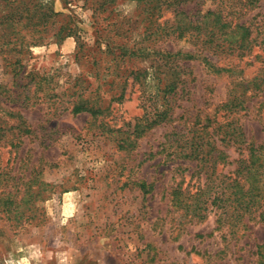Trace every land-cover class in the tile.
<instances>
[{
    "label": "rangeland",
    "instance_id": "rangeland-1",
    "mask_svg": "<svg viewBox=\"0 0 264 264\" xmlns=\"http://www.w3.org/2000/svg\"><path fill=\"white\" fill-rule=\"evenodd\" d=\"M245 2L190 6L251 26L255 45L240 58L212 56L190 36L153 35L137 0H0V18L17 27H0V38L41 42L20 56L0 52V134L19 145L0 142L1 167L15 177L5 191L17 202L31 180L39 191L21 221L0 211V264H264V221L255 215L234 225L215 206L191 219L174 207L177 189L194 194L207 176L165 146L217 116L215 138L226 136L221 184L250 144L264 143V0ZM165 54L180 56L167 63ZM176 72L172 118L149 128L156 88ZM81 103L99 112L75 113Z\"/></svg>",
    "mask_w": 264,
    "mask_h": 264
},
{
    "label": "trees",
    "instance_id": "trees-1",
    "mask_svg": "<svg viewBox=\"0 0 264 264\" xmlns=\"http://www.w3.org/2000/svg\"><path fill=\"white\" fill-rule=\"evenodd\" d=\"M137 1L143 2V5L147 8L148 29H153L152 34L162 39H169L172 36L182 39L190 36L191 40L200 45L203 51L210 53L212 56L224 55L230 52L240 58L251 52L255 45L250 25L230 22L219 10H208L205 14H200L198 9L195 12L197 5L195 8H190V6L196 0ZM255 1L257 2L258 0H246L245 7L254 5ZM49 10L50 19L57 16L54 10L51 8ZM168 11H172L174 15L172 24L169 25L170 20H165L161 24L159 19L163 18ZM10 21L12 22V20ZM10 21L5 17L0 18L1 31L2 29L17 30V27L14 24H10ZM40 43V40L36 39L27 41L5 35L0 38V52L9 54L15 51L20 56L24 51H28L31 46H38ZM178 56L180 55L165 54L164 59L167 63H174L177 61ZM186 58L192 59L193 56L187 54ZM19 60L20 58L18 57V62H16L19 63ZM204 60L209 69L215 72L224 71L223 68H217L211 59L204 57ZM180 75L181 73L179 72L174 73L169 77V80H164L163 86L156 88L155 104L157 107L154 115L147 120L149 128L172 118L171 102L177 97V79H179ZM136 79L140 80V77L137 76ZM143 79L147 80V76ZM171 79L175 81H171ZM245 97L246 94L243 93L236 98L239 102L238 106L244 104L245 101L242 99ZM73 111L75 113L88 111L92 115H96L99 112L93 108H87L82 103L76 105ZM217 119V116H215L212 118L206 117L202 121L199 120L195 124V129L191 136L177 134L173 142L172 140H167L165 144V146L167 145L169 148L174 149L172 152L174 158L196 162V167L204 171L207 176L205 185L203 187L199 186L194 194L187 191L180 192V189H177L174 192V207L182 212V215L187 219H191L192 215L200 217L203 213L209 212L210 206H215L223 214L225 213V215H230L231 218H234V225L243 223L242 219L245 215H255L259 220L264 221V143L256 146L250 144L247 158L240 159L232 177L221 181L220 184L218 179L222 175L221 166L226 165L227 157L223 151L218 149L219 142H224L226 136L215 138L216 134L219 135L218 131L222 129V124L220 125L221 122L219 123ZM19 122L15 129L22 128L25 121L19 119ZM240 136L243 139L241 144L239 140H235L234 143H238L240 146L246 145V138L243 134H240ZM14 137L16 139L21 138V132L14 134ZM4 140L3 146L9 143L8 145L12 149L19 147L13 140H7L5 135L0 134V142ZM6 169L7 167H1L0 154V211L9 220L21 221L27 211H29L28 205L34 201L39 191L33 192L32 187L36 182L31 180L32 184L30 183L26 186L22 192L21 201L17 202L13 197L11 198L12 192L6 194L5 189L9 182L15 180V177L9 179L10 174L5 171ZM27 220H29V217H27Z\"/></svg>",
    "mask_w": 264,
    "mask_h": 264
}]
</instances>
